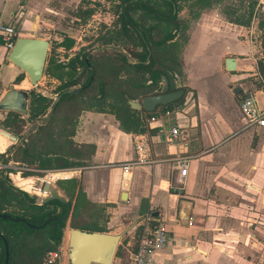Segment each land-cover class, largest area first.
Here are the masks:
<instances>
[{
  "label": "crops",
  "instance_id": "1",
  "mask_svg": "<svg viewBox=\"0 0 264 264\" xmlns=\"http://www.w3.org/2000/svg\"><path fill=\"white\" fill-rule=\"evenodd\" d=\"M57 3L78 9L83 0H0V22L15 27L20 36H32L30 32L38 30L44 17L61 14ZM191 3L179 13L188 37L181 51L179 80L189 90L184 102L148 120L150 131L144 133L121 131L110 113L83 111L73 140L93 144L95 151L84 167L56 169L71 170L82 203H89L91 217L83 219L96 227L94 232L120 234L113 264L131 262L123 247L135 250L137 224L146 214L169 232L166 247L154 255V264H262L264 259V126L249 125L239 106L252 93L264 109V86L257 82L264 32L257 16L246 27L229 22L223 13L225 0L199 9L191 8ZM185 9L188 18L182 16ZM80 12L73 16L75 20H80ZM7 55L0 41V88L29 91L27 76ZM227 57L235 59L233 72L225 69ZM6 114H0V123ZM173 126L180 130L179 139L168 143ZM31 128L27 124L19 135L6 129L16 140L6 138L9 142L1 143L0 151L22 140ZM139 138L147 143L153 162L134 166L130 182L122 187L119 164L136 160L134 145ZM174 155L188 158L183 179L168 161ZM3 157L7 158L6 152ZM15 178L19 179L16 185L24 188L23 179ZM181 211L189 215L186 224ZM70 229L67 225L63 234L59 264H68Z\"/></svg>",
  "mask_w": 264,
  "mask_h": 264
},
{
  "label": "trees",
  "instance_id": "2",
  "mask_svg": "<svg viewBox=\"0 0 264 264\" xmlns=\"http://www.w3.org/2000/svg\"><path fill=\"white\" fill-rule=\"evenodd\" d=\"M189 1L191 8L199 9L223 0H103L107 5L103 10L114 19L109 26L101 25L89 47H81L65 60L55 59L53 50L47 55L43 75L58 82L54 88L57 101L29 90L27 117L9 112L1 121V126L14 135H19L27 124L32 126L22 140L7 148L3 162L27 168L29 171L22 172V176L84 167L95 146L73 140L83 111L110 113L121 131L144 133L150 131L148 120L180 106L189 90L179 82L183 76L181 51L188 39L187 24L179 18V13ZM232 2L225 0L223 6L229 22L246 27L257 16L264 32V19L255 13L257 0H236L234 6ZM104 4L96 2L95 6ZM94 11L93 7L82 10L80 20L85 22ZM73 44L72 38L63 37L61 42L51 46L62 47L66 52ZM94 48L101 50L89 53ZM257 74L258 84L264 86V52L257 60ZM21 78L19 76L18 80ZM179 89L184 92L179 100L152 112L137 111L128 104V101ZM49 111L50 116L43 121ZM58 184L70 205L74 201L71 214L66 218L63 217L64 205L56 200L38 204L34 197L10 184L0 171V264L6 257L5 248L7 264H43L49 253L59 252L67 225L71 229L96 231L89 220L83 219L91 217V213L89 203H82L83 194L77 181L72 177ZM81 213L86 216L82 217ZM51 218L56 219L39 229L27 225L40 226ZM118 254L116 250L115 257Z\"/></svg>",
  "mask_w": 264,
  "mask_h": 264
},
{
  "label": "water",
  "instance_id": "3",
  "mask_svg": "<svg viewBox=\"0 0 264 264\" xmlns=\"http://www.w3.org/2000/svg\"><path fill=\"white\" fill-rule=\"evenodd\" d=\"M105 49L108 50L111 49V47H106ZM48 51V40L31 36H19L15 39L13 47L9 50L7 60L11 62L16 68H18L24 75H26L31 86L35 87L42 79ZM224 64L227 72L235 71L234 58L227 57L224 61ZM68 92H71V90H68ZM233 93L238 94L239 89L234 88ZM183 94V90L179 89L172 92L154 94L136 101H128V104L134 110L152 112L159 106H166L176 102L183 96ZM28 104L29 91L27 90H16L9 88L6 90H1L0 92V114L13 112L21 116H26L28 114ZM50 114L51 112L45 116L43 121H45L50 116ZM0 118L2 117L0 116ZM0 135L5 136V138L12 142L16 140L15 136L2 128H0ZM33 186L41 193L46 195V197L40 199V203L56 200L66 208L63 217H68L70 213V203L68 202L65 195L61 192L57 184L41 183L35 181L33 182ZM180 217L185 220V224L188 222L189 215L186 211H181ZM2 218L5 219L7 216L2 215ZM54 219L56 218L48 219L40 226L31 224L27 225L31 229H39L42 228L47 222ZM13 220L18 221V219ZM119 240V233L108 234L70 229L67 233V263L113 264ZM5 255L6 257L3 264H7V248H5Z\"/></svg>",
  "mask_w": 264,
  "mask_h": 264
},
{
  "label": "built area",
  "instance_id": "4",
  "mask_svg": "<svg viewBox=\"0 0 264 264\" xmlns=\"http://www.w3.org/2000/svg\"><path fill=\"white\" fill-rule=\"evenodd\" d=\"M255 13H264V0H257ZM19 36L20 33L12 25L0 22V41L7 52L13 47L15 39ZM1 90L2 89L0 88V92ZM45 95L49 96L52 102L57 100V94L54 95L47 93ZM239 106L242 115L247 118L249 125L264 126V109H261L258 106L252 93L246 94L241 99ZM167 113L168 112H165V114ZM154 118L155 117H152L150 120H153ZM179 132L180 130L177 126L171 127L169 135H167L168 143L177 141L179 139ZM134 149L137 154L136 160L119 164L122 172V187H125L126 184L130 182V174L134 166L153 162L149 157L148 145L143 139L139 138L135 142ZM168 161L173 169H178L179 176L183 179L188 166V158L185 156L174 155L168 158ZM20 173V171H16L15 175L12 172L8 173V177L14 187H18L14 178L19 177ZM70 178H72L71 170H50L43 171L41 175L32 177V180L33 182L38 181L41 183L56 184ZM40 199H38V204H40ZM137 225L136 229L138 233L135 250L132 252L125 250V247H123L124 253L126 251L130 254L131 262L129 264H154V255L166 247L169 239V232L165 225L155 222L149 214L142 216ZM59 257V252H51L47 255L43 264H59ZM262 264H264V259L262 260Z\"/></svg>",
  "mask_w": 264,
  "mask_h": 264
},
{
  "label": "rangeland",
  "instance_id": "5",
  "mask_svg": "<svg viewBox=\"0 0 264 264\" xmlns=\"http://www.w3.org/2000/svg\"><path fill=\"white\" fill-rule=\"evenodd\" d=\"M96 2H101L103 3V0L97 1V0H90V5L83 3L80 8H75L74 5L72 6H67V5H62L61 3H57L56 6L58 9H60L61 14L59 16H49V17H44V21L40 23V26L38 30L30 32L32 34L31 37H37V38H42L45 40L49 41V51H48V56L50 54V51L53 50V56L57 60H65L66 56L73 55L76 51H78L81 47L87 48L89 47V44L91 43L92 39L95 38L99 32V30L102 28L101 25H107L109 26L111 22L113 21V16L110 13H104L103 6L107 7L106 4L100 5V6H95ZM93 7L95 9L94 13L92 16H90L88 19L83 22L82 20H75L74 15L77 14L76 12H80L82 10H85L86 8ZM76 11V12H75ZM209 11V10H208ZM81 13V12H80ZM263 16L264 18V13H259ZM82 16V14H81ZM183 18H188L190 16V13L188 9H185L182 13ZM71 37L74 40V44L72 49L69 51H63V48L56 47L53 48L51 45L55 46V43L61 42L63 37ZM20 37H27V36H20ZM100 48H95L94 51L90 49L89 53H97ZM101 50V49H100ZM58 83H54V81H51L50 78L46 76H42V79L38 82L37 87H29L30 90H35L36 92L42 93V94H56L54 92V88ZM50 112V111H49ZM2 129H4L1 126ZM6 130V129H4ZM3 136V135H2ZM3 142V141H2ZM8 140L6 139V145L8 144ZM1 143V140H0ZM10 147V145L8 146ZM7 147V148H8ZM7 148L4 149L2 154V157H0V162L5 159L3 155L5 154ZM0 171H2L3 175L8 178V181L10 184L12 182L10 181L8 177V173H14L16 171H20V176L21 178H27L32 180V176H22V172L29 171L27 168L21 167L17 164L14 163H6V164H0ZM74 176V175H73ZM33 181V180H32ZM57 186L59 185L56 183ZM59 187V186H58ZM23 190V189H21ZM25 191V190H23ZM29 195L35 197L37 203L38 199L46 197V195H36L35 193L32 192H27ZM62 192V191H61Z\"/></svg>",
  "mask_w": 264,
  "mask_h": 264
},
{
  "label": "bare ground",
  "instance_id": "6",
  "mask_svg": "<svg viewBox=\"0 0 264 264\" xmlns=\"http://www.w3.org/2000/svg\"><path fill=\"white\" fill-rule=\"evenodd\" d=\"M24 83V82H23ZM22 85V84H21ZM0 140H1V143H3V142H5V144H6V138H5V136H2V135H0ZM3 141V142H2ZM0 143V144H1ZM5 147H6V145H5ZM5 149V148H4ZM3 149V150H4ZM2 150V151H3ZM2 151H0V152H2ZM21 178V177H20ZM22 183H23V185H24V188H22V187H19V188H21V189H23V190H25V191H27V192H32V193H35L36 195H44L43 193H41L38 189H36L34 186H33V181L32 180H30V179H24V180H22Z\"/></svg>",
  "mask_w": 264,
  "mask_h": 264
}]
</instances>
